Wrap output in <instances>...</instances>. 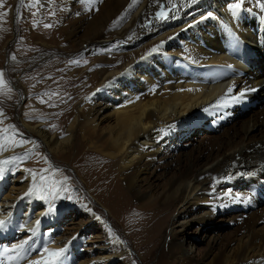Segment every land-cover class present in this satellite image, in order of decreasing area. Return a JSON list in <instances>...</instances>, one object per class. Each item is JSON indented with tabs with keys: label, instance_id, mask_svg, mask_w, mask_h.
<instances>
[{
	"label": "bare ground",
	"instance_id": "6f19581e",
	"mask_svg": "<svg viewBox=\"0 0 264 264\" xmlns=\"http://www.w3.org/2000/svg\"><path fill=\"white\" fill-rule=\"evenodd\" d=\"M65 1L52 6L63 21L58 30L30 28L18 45L32 55L33 65L60 47L77 51L81 60L47 70L41 86L46 94L29 103L25 129L58 160L67 150H77V164L96 178L95 191L82 170L72 167L91 194L110 214L127 215L143 242L154 247L165 232L175 264H264V219L247 225L224 251L210 250L197 260L185 250L184 238L192 222L207 236L206 216L264 201V115L246 127L242 139L232 134L216 141L208 149L210 164L203 163V156L185 160L172 166L164 183H154L162 152L172 139L188 134L196 119L204 117L214 127L264 96V0H74L85 13L74 23L65 19ZM237 3L240 8L233 14ZM161 5L164 19L157 16ZM82 32L86 37H78ZM7 41L0 37V58ZM83 45L86 49L79 51ZM84 90L102 94L107 103L90 105ZM241 92L244 97L233 102ZM217 101L227 107H216ZM106 109L112 111L105 115ZM257 131L260 138L252 135ZM11 138L0 137V161H9L0 164V221L5 222L0 264L44 261V248L65 249L60 264L129 260L131 255L97 215L91 226H60L64 210L87 207L59 188L60 173L44 174L37 154L16 159L22 148ZM31 156L26 164L25 157ZM103 240L109 247L100 244ZM25 241L23 250H11Z\"/></svg>",
	"mask_w": 264,
	"mask_h": 264
},
{
	"label": "rangeland",
	"instance_id": "374dc122",
	"mask_svg": "<svg viewBox=\"0 0 264 264\" xmlns=\"http://www.w3.org/2000/svg\"><path fill=\"white\" fill-rule=\"evenodd\" d=\"M6 1H8V5ZM66 1L64 2V9L62 10L64 16H66L65 19L67 21L70 20V23L78 22V18L85 14L81 9L82 6L74 0ZM55 2L56 0H24L22 5L21 0H0V13H5V9H7V15H0V37L2 38L4 36L6 38L7 36L8 38L7 44L2 47L0 58V72L4 73L3 79L5 82L4 85L0 86V113H2L0 114V137L5 135L8 137L11 136V141L13 140L12 145L17 143V141L19 142V147L22 149L17 151L15 155L17 156L15 157L16 159L28 153L34 154V156L37 154L38 163L44 166V174L51 177L53 173H60L58 176L59 179H61L59 188L64 189L75 201L78 200L85 208L87 207V209L68 208L64 210L59 219L60 226H68L74 222L84 226H91L93 224L91 221L92 215L100 217L101 225H104L112 231V235L117 237L122 248L131 255L129 260H117L112 262V264H175L168 248V235L165 232L160 236V242L158 241L154 248L151 246L152 244L143 242L145 241L143 235L134 228L131 223L129 224L130 221L127 215L120 214L119 217H117L112 213L110 214L108 208L102 205V203L91 194L85 182L79 176L77 167H72L76 165L82 170L86 180L90 184L95 185V191L97 187L95 183L96 178L84 165L80 163L77 164L79 154L77 150H67L62 159L58 160L55 155L49 153L38 137L32 135L23 126L22 119L28 120L30 117L29 111L32 107L29 106V103L37 102V98H42L46 94L41 91L43 90L41 86L45 81L44 76L48 74L47 70L65 66L72 63V61L78 62L81 60V55L77 51L67 53L60 47L59 49L51 50V54L48 58L40 60L37 64L33 65L30 63L32 55H26L25 53L27 51L23 50L18 45V43H21L24 34L27 33L30 28H42V26L44 27V25L47 24L51 25V27H55L56 30L59 29L58 27L63 21H59V18L55 15V9H52ZM45 6L46 10L44 9ZM33 13H35V15H33ZM78 37H86L85 32L80 33ZM39 43V41H34L35 45ZM84 49H86V45L79 47V51H84ZM20 53L23 55L21 56ZM13 56L15 57L14 60L12 59ZM55 60H59V62L53 63ZM49 63L50 66L44 68V65ZM245 76L250 77V79L252 78L250 74H246ZM81 80H79V82H82ZM19 83H22L21 87ZM86 92H88V90L83 91L82 97L87 98L90 105H92V103L93 105L99 103L100 105H105L108 101L107 97L101 99L102 94L100 93L86 95ZM111 111L112 110L106 109L104 110V114H109ZM263 115L264 96L260 97L258 100H253L251 105L242 109L239 114H236L228 120L225 119L226 121L222 120L218 122V125L214 127L210 125L209 121L205 120L204 117L196 119L192 125L193 128L188 134L184 135L179 141L172 139L169 148L162 152L164 157L158 163V165H162V168L158 171V176L154 183L161 184L163 181L169 179L173 174L172 166L178 165V163L185 160L203 156V163L205 164L207 162V164H210L212 160L207 158L209 156L208 149H210L216 141L221 140L226 135L232 134L242 139L246 127L251 123L253 124L261 121ZM110 121V118L106 119L103 126L109 124ZM254 134L258 138L262 136V133L259 131L252 135ZM21 139L23 141H33V143L23 146L22 144H26V142L20 141ZM1 143L3 142L0 141V144ZM0 146L2 147V144ZM77 147L78 143L75 148L77 149ZM82 150L87 151L88 149L85 148ZM34 156L25 157V159H27L26 164H31ZM99 192L101 191L97 190L98 194ZM80 194L83 195V199L80 198ZM103 198L109 199V197L106 196ZM162 215L163 213L159 214V216ZM263 219L264 201L257 202L254 207L249 209H242L238 206L237 208L220 212L213 216L210 214L205 217L207 223L206 227L210 231L207 236L204 235L205 231L202 230L203 228L198 222H192L186 226L184 234V238L187 241L185 243V250L190 253L191 260L199 259L210 250L222 252L242 234L247 225L256 221H262ZM100 244L109 247L108 242L105 240L100 242ZM145 254H149L146 260L142 258ZM97 264L104 263L99 262Z\"/></svg>",
	"mask_w": 264,
	"mask_h": 264
},
{
	"label": "snow or ice",
	"instance_id": "6c2138e0",
	"mask_svg": "<svg viewBox=\"0 0 264 264\" xmlns=\"http://www.w3.org/2000/svg\"><path fill=\"white\" fill-rule=\"evenodd\" d=\"M24 0H21V4L23 5ZM34 6V5H32ZM131 7V5H130ZM240 8V4H234L233 5V14H235V10ZM0 15H7V13H0ZM33 15H35V13H33ZM157 16L161 19L166 18L165 12H164V5H161V11L157 13ZM45 27H51V25H44ZM157 49L153 48L152 51L155 52ZM12 59L14 60L15 57L13 56ZM72 63H77L76 61H72ZM4 73L0 72V86L4 85ZM10 91V89H9ZM189 91H192V89H189ZM233 91L232 88L228 89V92L231 93ZM245 95V92H241L238 96L233 97V102H239ZM223 99V98H222ZM43 102V101H41ZM216 107H227V104H221L220 101H217V104L215 105ZM207 110V109H206ZM2 114V113H0ZM9 161L5 160V161H0V164H7ZM31 171V170H29ZM3 175V168H0V176ZM33 177L35 178V173H33ZM41 180H44L45 177L41 176L40 177ZM67 179V178H65ZM31 192V190H30ZM4 221H0V227L4 226ZM27 243L26 241L24 243L18 244V245H14L13 248L11 250L15 251L16 249H20L23 250L24 249V244ZM5 252H8L9 249H5ZM44 253L47 254V259H45L44 261H32L31 264H60L62 257H63V253L66 251L65 249L61 248L59 250L56 251H49L47 248L43 249Z\"/></svg>",
	"mask_w": 264,
	"mask_h": 264
}]
</instances>
